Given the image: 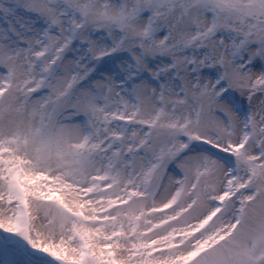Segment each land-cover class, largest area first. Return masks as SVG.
<instances>
[{
	"label": "snow or ice",
	"instance_id": "6c2138e0",
	"mask_svg": "<svg viewBox=\"0 0 264 264\" xmlns=\"http://www.w3.org/2000/svg\"><path fill=\"white\" fill-rule=\"evenodd\" d=\"M0 264H264V0H0Z\"/></svg>",
	"mask_w": 264,
	"mask_h": 264
}]
</instances>
